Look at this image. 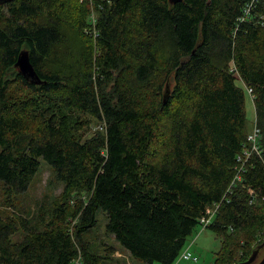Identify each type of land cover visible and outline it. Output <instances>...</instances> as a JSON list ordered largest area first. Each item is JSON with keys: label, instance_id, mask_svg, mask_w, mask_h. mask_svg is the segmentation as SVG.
<instances>
[{"label": "trees", "instance_id": "trees-1", "mask_svg": "<svg viewBox=\"0 0 264 264\" xmlns=\"http://www.w3.org/2000/svg\"><path fill=\"white\" fill-rule=\"evenodd\" d=\"M66 2L0 3V183L27 191L42 157L86 198L37 225L0 216V264L107 263L114 248L83 241L99 210L132 257L174 264L217 204L212 264L236 247L245 261L264 242V0H96L93 21ZM24 50L42 83L16 65ZM247 93L262 152L242 162ZM86 117L104 132L85 136Z\"/></svg>", "mask_w": 264, "mask_h": 264}, {"label": "rangeland", "instance_id": "rangeland-1", "mask_svg": "<svg viewBox=\"0 0 264 264\" xmlns=\"http://www.w3.org/2000/svg\"><path fill=\"white\" fill-rule=\"evenodd\" d=\"M81 3H88L90 7V17L93 20L97 16L96 12V0H69V4L66 2L67 11L75 17L72 21H75L80 12ZM70 7V8H69ZM76 14V16H75ZM85 36L93 37V34L89 30L84 29ZM85 35V36H84ZM96 45L94 48V54L96 52ZM246 111L248 117L249 133H253L258 127L256 120V110L254 106L253 97L251 94L246 95ZM87 126L84 129V135L89 136L93 133L104 132L105 122L97 120L91 117ZM262 135L258 137V145L260 147V140ZM252 143L250 142L249 148ZM253 146V145H252ZM262 152V150H261ZM54 168L44 159L40 158V168L37 174L34 176L32 182L29 185L27 191L20 194H7L4 186L0 183V216L14 218L18 221L27 220L30 224L37 225L42 221V213H45L46 219L52 217L53 213L61 204L68 206V211L72 212L81 201L86 198V193L79 190H65V184L59 181L54 172ZM210 210L216 212L217 206L208 207ZM212 216V214H211ZM214 218V217H213ZM97 224L85 233L83 238L84 243L88 246L92 252H96L98 255H109V247L114 248V253L111 255V260L105 264H148L140 261L130 255V253L121 246L113 235L107 233L105 225L107 222V216L104 211L99 210L97 213ZM70 227H73L76 222L75 219L70 221ZM211 222H205L199 225L198 228L190 235L184 246V250H189L194 255L198 256V261L186 260L183 258H177L174 264H212L215 261L216 253L221 249V239L216 235L214 231L206 226ZM262 234L257 231L254 235ZM24 235V231L21 227L12 236L14 241H20ZM233 248L230 255L225 259L226 264H235L240 259V255L243 252V247L240 249ZM154 264H161L160 262H154Z\"/></svg>", "mask_w": 264, "mask_h": 264}, {"label": "water", "instance_id": "water-1", "mask_svg": "<svg viewBox=\"0 0 264 264\" xmlns=\"http://www.w3.org/2000/svg\"><path fill=\"white\" fill-rule=\"evenodd\" d=\"M13 0H0L1 4L8 3ZM182 0H170L171 3H177ZM21 73L31 82L39 84L42 83V79L38 74L34 64L31 61L30 55L28 51H22L19 55L17 64ZM238 264H264V242L256 245L250 256L245 260Z\"/></svg>", "mask_w": 264, "mask_h": 264}, {"label": "built area", "instance_id": "built-area-1", "mask_svg": "<svg viewBox=\"0 0 264 264\" xmlns=\"http://www.w3.org/2000/svg\"><path fill=\"white\" fill-rule=\"evenodd\" d=\"M92 21H93V18H92ZM249 93H251V89H249ZM260 134H261V130L259 127H257L253 133L251 132L248 134L249 144L251 142L253 146L251 145V148L247 147L244 150L243 154L240 155L239 158L241 159L242 162L244 161V159H245V161H247L253 153L261 154V148L258 145V137ZM243 167H244V164H241V166L239 167L238 174L236 176V180H238V181L241 180V171L243 170ZM214 206H217V208L219 207L218 204L214 205ZM215 213L216 212H214V210L212 211L208 208L207 209V215L205 217L201 218V225L204 224L205 222H209V221L212 222ZM211 214H212V216H211ZM208 225L206 227H208ZM180 258H183L186 260H192V261H198L199 260L198 256L191 253L188 249L184 250L181 253Z\"/></svg>", "mask_w": 264, "mask_h": 264}]
</instances>
